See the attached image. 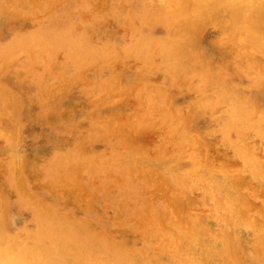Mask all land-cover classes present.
Listing matches in <instances>:
<instances>
[{
    "label": "bare ground",
    "instance_id": "bare-ground-1",
    "mask_svg": "<svg viewBox=\"0 0 264 264\" xmlns=\"http://www.w3.org/2000/svg\"><path fill=\"white\" fill-rule=\"evenodd\" d=\"M14 4L24 5L22 17L34 25L20 27L9 42L0 40V137L7 141L3 152L10 154L5 160L0 152V264H264V102L259 100L264 91V0ZM3 5L0 24L16 12L13 4ZM109 15L126 17L132 27L123 51L110 39L94 38ZM208 30H218L219 39L236 48L246 71L255 73L248 89L233 84L226 67L213 70L201 43ZM130 57L143 63L141 85L150 84L151 72L161 78L142 95L149 112L176 119L171 139L176 157L166 169L168 176L161 164H148L147 152L134 149L122 125L107 113L119 104L111 99L128 93L118 83L115 66ZM18 61L36 76L43 115L34 127L56 140L48 149L29 151L32 155L19 150L25 136L22 97L2 87V75ZM69 68L76 79L94 73L95 105L102 111L89 128L73 132L74 145L69 132L48 123L70 87ZM173 88L198 91L205 107L181 104ZM222 103L226 109L220 115ZM198 110L215 115L225 145L242 160L239 171L228 160L212 159L213 143L189 132ZM135 127L138 132L144 125ZM250 130L262 140L261 147L250 139ZM99 137L111 143V156L92 152ZM184 162L191 166L181 171ZM171 185L176 196L168 198ZM94 188L105 191L104 197L89 200L87 190ZM100 200L115 213L97 206ZM187 205L196 206V212L188 214ZM206 205L209 213H204ZM129 208L147 221L144 226L133 225ZM27 210L32 226L16 219ZM132 231L141 233L142 246L130 240Z\"/></svg>",
    "mask_w": 264,
    "mask_h": 264
},
{
    "label": "rangeland",
    "instance_id": "rangeland-1",
    "mask_svg": "<svg viewBox=\"0 0 264 264\" xmlns=\"http://www.w3.org/2000/svg\"><path fill=\"white\" fill-rule=\"evenodd\" d=\"M14 2H18V0H0V4H13L16 9L14 10V12L16 11L14 15H10L4 23L0 24V40L2 43L9 42L16 31L21 29L20 27L23 29L30 28L34 25L32 21L22 17L25 15V9L22 7L24 5L20 6L14 4ZM2 5H0V7ZM131 32L132 27L129 25L126 17L118 18V15H109L105 21L98 25V32L94 38L102 41L110 39L115 47L123 51L124 47L130 43ZM219 36L218 30H208L201 37V43L212 62L213 70L226 67L230 74V81L243 88V90L248 89L253 82L255 73L252 75L250 72L246 71L244 65L238 61L239 57L236 56L238 55L236 48L231 46L228 40H220ZM64 61L65 59L62 56L59 62L63 63ZM142 66V61L134 57L128 58L125 63L116 64L115 71L117 75H119L118 83L120 82L122 87L128 90V93L111 99L110 102L115 101L119 104L114 109H110L107 113L116 119L120 127L122 125L121 131L125 132V134L130 137V143L134 149H142L147 152L148 164L153 167H157L161 164L163 168L159 169H162V173L168 176L169 170L166 169H170L173 165V159L175 160L174 156L176 157L175 146L171 140L173 137L172 130L176 125V119L174 117L162 115L160 112L152 110L149 112V108L142 99V95L151 92L153 88L150 86L161 83V78L158 74L151 72L149 75L150 84L145 85L150 86L143 89L145 86L141 85L138 73ZM65 75L68 78L67 82L71 83L70 87L66 89L64 96L60 98L59 107L56 113L52 115L53 119L48 120V123L53 126H61L60 128L63 132H69L71 134L69 138L72 140V145H74L75 134H73V132H76V130H78L77 128L81 130L89 128L91 124L100 117L102 111L95 105L97 91L94 88L95 75L93 72L89 71L86 79H76L73 70L69 68ZM35 77L32 71L22 67L19 61L2 75V87L8 86L12 91L14 90L16 94L22 97L21 99L24 105L22 118L25 125V136L24 142L20 145L19 150L21 154L25 155H32V153H28L29 151L35 152L41 148L48 149L49 147L46 148V145L54 141L51 135L50 137L47 135H39L34 127L39 114L43 115V113H40L41 104L38 98V89L35 87L37 85V83L34 82ZM32 85L35 88H32ZM136 87L141 88L139 92L135 91ZM132 88H134V91L130 90ZM172 93L180 100L181 104H187L188 102L193 103L195 110L200 106L205 107L198 91L186 88H173ZM259 100L264 102V91L262 95H260ZM225 109L226 105L222 103L217 107V113L221 115ZM135 125L139 127L144 125V128L136 132L137 129ZM189 132L192 135L202 134L213 143L214 149H211L209 153L212 159L219 161L223 159L228 160L231 162L234 170L239 171L241 169L242 160L235 157L233 150L225 145L219 133V123L215 119L214 114L207 110H198L192 120L189 121ZM112 137H114V135ZM249 137L253 142H256L258 146H262V140L256 135L254 130L249 131ZM118 140H120V137H118ZM54 142H56V140ZM5 143L7 144L6 139L0 137V152L2 154L4 152L7 153ZM92 146L91 150L96 154L112 155L110 149L111 143L101 137L94 139ZM120 146L121 145H118L119 148H121ZM25 149H27V151H24ZM162 152L164 154H162ZM5 153L4 155L1 154V157H4L6 160L10 154L5 155ZM260 155L264 158V150L260 151ZM190 166V162H184L181 164L180 170L186 171ZM172 189L173 187L171 185L168 198L176 196V191ZM87 191L88 193L86 195L89 200L98 196L104 197L105 195V191H97L95 188ZM139 193H145L144 196L149 197V193L147 194V192ZM97 206H102L106 212L109 211L108 213H115L112 205L108 202L104 204L100 200L97 202ZM130 208V215L134 212L131 216L134 219V222L132 221L133 225H139L138 228L144 226V223L147 221L141 219L137 211H133V209L131 210ZM196 210V206L194 205L186 206L188 214H193ZM209 211L210 205H206L204 207V213H209ZM27 212L24 211L17 215L16 219L20 225L26 222L30 225L31 213L28 210ZM140 236L141 233L139 231H132L129 233L130 240L140 242L142 246L143 243L140 240Z\"/></svg>",
    "mask_w": 264,
    "mask_h": 264
}]
</instances>
